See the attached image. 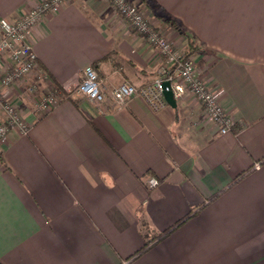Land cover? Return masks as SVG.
Listing matches in <instances>:
<instances>
[{"label":"crops","instance_id":"obj_1","mask_svg":"<svg viewBox=\"0 0 264 264\" xmlns=\"http://www.w3.org/2000/svg\"><path fill=\"white\" fill-rule=\"evenodd\" d=\"M39 1L0 0V18ZM133 1L180 52L202 48L191 57L231 131L190 94L118 105L111 90L151 82L162 58L107 0L62 3L27 36L55 104L34 108L50 86L27 92L34 70L1 89L29 128L0 143V264H264V0ZM87 65L99 107L72 93Z\"/></svg>","mask_w":264,"mask_h":264},{"label":"built area","instance_id":"obj_2","mask_svg":"<svg viewBox=\"0 0 264 264\" xmlns=\"http://www.w3.org/2000/svg\"><path fill=\"white\" fill-rule=\"evenodd\" d=\"M70 0H40L34 7L23 12L17 19L9 21L0 18V57L8 55L9 63L0 62V111L4 113V119L0 121V143L12 130L26 133L29 126L15 109V105L2 97V87L12 86L28 75L32 70L36 71L34 82L27 85L29 93L37 89L39 83H47L46 92L34 102V108L39 115L50 110L55 103L56 90L52 87L48 74L37 65L34 51L27 42L28 33L47 13L56 11L62 3ZM113 9L123 17L137 34L145 37V41L156 49V53L162 58V65L156 77L151 82L135 86L129 81H122L111 90V97L118 105L126 103L133 95H139L154 110L161 109L166 103L163 97L162 84L169 81L175 99L182 98L186 94L193 96L202 104L208 120L217 126L219 133L230 132L232 120L224 111L218 100L219 92L210 87L200 76L193 57L184 58L166 37L147 20L144 12L135 1L132 0H107ZM80 82L73 90V94L80 95L98 107L105 101L106 96L102 90L98 73L92 65L83 68ZM69 96V95H68ZM67 96V97H68ZM259 163L253 165L258 169ZM159 181L155 178L148 179L149 187H155Z\"/></svg>","mask_w":264,"mask_h":264},{"label":"trees","instance_id":"obj_3","mask_svg":"<svg viewBox=\"0 0 264 264\" xmlns=\"http://www.w3.org/2000/svg\"><path fill=\"white\" fill-rule=\"evenodd\" d=\"M168 21L173 27H175L178 31L183 33L182 29L179 27L180 25L176 21H174V20H168ZM198 51L202 52V48L197 46L196 44H194L192 42V40L189 39L187 50L184 51V53H183L184 58L190 57V56L194 55L195 53H197Z\"/></svg>","mask_w":264,"mask_h":264},{"label":"water","instance_id":"obj_4","mask_svg":"<svg viewBox=\"0 0 264 264\" xmlns=\"http://www.w3.org/2000/svg\"><path fill=\"white\" fill-rule=\"evenodd\" d=\"M162 90H163V97L168 105L170 104L171 107H176V99L174 98L173 91L170 90V84L169 81H164L162 84Z\"/></svg>","mask_w":264,"mask_h":264},{"label":"rangeland","instance_id":"obj_5","mask_svg":"<svg viewBox=\"0 0 264 264\" xmlns=\"http://www.w3.org/2000/svg\"><path fill=\"white\" fill-rule=\"evenodd\" d=\"M133 1V0H132ZM117 13V12H116ZM118 14V13H117ZM119 15V14H118ZM121 16V15H120ZM8 20V19H7ZM151 23V22H150ZM129 29H131V26L129 25ZM132 30V29H131ZM136 33V32H135ZM48 86V85H47ZM51 86V85H50ZM52 87H54L53 85H52ZM54 89H55V87H54ZM67 97V96H66ZM72 98V97H71ZM36 100V99H35ZM35 102V101H34ZM55 104V103H54ZM51 109V108H50ZM20 114V113H19ZM21 115V114H20Z\"/></svg>","mask_w":264,"mask_h":264}]
</instances>
